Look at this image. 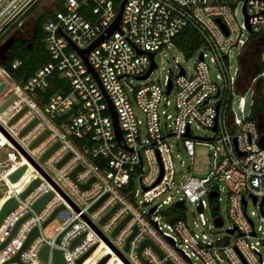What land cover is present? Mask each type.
Instances as JSON below:
<instances>
[{
    "label": "built area",
    "instance_id": "built-area-1",
    "mask_svg": "<svg viewBox=\"0 0 264 264\" xmlns=\"http://www.w3.org/2000/svg\"><path fill=\"white\" fill-rule=\"evenodd\" d=\"M35 1L0 0V44L9 34L22 31L25 15ZM122 1L63 0L62 8L43 24L42 41L49 60L19 81L0 67V83H5L0 106L14 96L0 112V125L8 135L0 130V147L11 148L0 153V206L10 197L17 201L0 223V244L27 215L0 249V264L18 252L33 228L37 235L19 252L21 263L6 264H56L53 250L61 252L65 264H76L91 248L79 264H97L107 254L103 264H196L191 256L202 264H264L259 251V245L264 248V0H125L121 6ZM237 3L242 22L237 20ZM120 10L118 28L87 54L115 108L121 132L117 141L104 94L71 43L79 49L89 46L105 34ZM184 27L193 28L202 40L192 73L180 67L174 77L166 76L162 83L128 92L129 78L141 76L149 68L148 53L153 54L155 63V55L173 44ZM252 35L261 47L256 50L258 62H254L253 73L243 83L241 58ZM234 54L237 64L232 66ZM209 63L215 67V78ZM19 65V60H13L11 68ZM56 78L65 83L54 88ZM168 81L171 88L167 92ZM250 87L252 98L247 102L245 94ZM172 91L174 112L169 113L167 95ZM161 114L171 130L160 125ZM192 123L213 133L205 142L211 167L204 178L188 175L180 181L168 140L170 136L181 140L192 162L194 139H202L192 135ZM22 165H26L24 172L16 182H10L8 175ZM36 178L38 183L20 198L19 193ZM136 183L139 189L134 187ZM222 190L230 221L226 232L234 236L225 242L211 240L199 229L207 225L203 211H213L209 202L219 207ZM172 191L177 207L179 200L183 205L201 206L192 220L193 228L183 218H170L168 210L159 211L161 204L155 200ZM48 192L50 197L35 211L33 203ZM138 194L143 210L135 202ZM169 200L171 196L161 203ZM248 201L254 207L251 215L257 217V226L246 213ZM56 208L53 218L42 225ZM133 227L136 233L125 250ZM231 228L232 233L228 231ZM144 239L154 247H140ZM43 246H47L46 261L38 256Z\"/></svg>",
    "mask_w": 264,
    "mask_h": 264
},
{
    "label": "rangeland",
    "instance_id": "rangeland-1",
    "mask_svg": "<svg viewBox=\"0 0 264 264\" xmlns=\"http://www.w3.org/2000/svg\"><path fill=\"white\" fill-rule=\"evenodd\" d=\"M62 1L63 0H36L30 10L25 15V22L22 31L9 34L7 38L11 35H20L21 37L27 39L29 35H31L33 32V26H34V19L40 16L43 13H46L48 10H58L59 8H62ZM237 20L239 22L243 21V15L240 3H237ZM27 34H29L27 36ZM24 35V36H23ZM26 36V37H25ZM6 38V39H7ZM248 49V48H247ZM199 50H195L191 55L185 56L174 44H171L168 46L165 51L161 53H157L155 55L154 61L157 65L155 67L147 79H136L134 77L129 78V87L128 92H131L132 89L139 86L149 85V84H158L162 83L166 76H172L174 77L175 74L178 73L179 68L182 67L186 70H188L189 73H192V68L194 61L198 57ZM230 64L232 66H235L237 64V59L234 57L230 59ZM210 72L213 78H215L216 70L212 63H209ZM2 77L4 75L1 73ZM263 89H264V74H263ZM252 92L253 88H249L247 93L245 94L246 101L249 102L252 98ZM168 100L170 101V105L166 107L169 113H173V104H174V98H175V92L172 91L167 95ZM164 108V100L160 102L159 104V112ZM139 117L142 118V114L138 112ZM169 121L165 120L164 115H160V125L164 128V130L168 129L171 130L172 127L169 125ZM191 130L192 135L200 137L202 139L195 138V144H194V151L195 155L192 160L190 161L189 157L186 155L184 148L182 147L181 140L175 138L174 136L169 137V146L172 154V161L175 168V173L180 181H184L188 175H193L199 178H204L207 175V172L209 171L211 167V162L209 159L210 156V148L208 145H205V142H207L212 136L213 133L211 130L197 127L195 123L191 124ZM143 138H145V129L142 128ZM6 147L3 148V151H5ZM38 163V161H36ZM39 164V163H38ZM34 171V170H33ZM28 174V173H27ZM135 188L139 189L138 183L135 184ZM3 194V192H0V196ZM167 196H171V200L167 201L166 203H161L162 200L166 199ZM219 196L221 197V202L219 205V209L217 211V214H214L213 211L210 209H205L204 216L207 220V225L200 227L199 229L205 232L209 236V239L216 240L220 239L222 242H225L228 239H232L233 235H227V228L230 227V221L227 216L226 212V200H225V193L224 191L219 192ZM1 198V197H0ZM176 198L174 191L167 192L158 197L155 201L157 203H160L159 211H165L171 208L172 205L176 203ZM141 199V194H138L135 197V202L137 207L140 210H143L144 204L139 203V200ZM185 209L181 208L182 212V218L187 220V222L192 226V220L197 217V208L194 204H191L189 202L184 204ZM254 207L250 201L247 202L246 207V213L251 216L252 220L254 221L255 225L258 224V219L256 216L251 215V210H253ZM188 251V250H187ZM259 251L262 254V258L264 260V248L259 245ZM127 258L128 256L125 255ZM111 260H116L114 257L111 258ZM191 261L196 264H202V262L199 259H195L193 256H191ZM221 264H228L226 261H222Z\"/></svg>",
    "mask_w": 264,
    "mask_h": 264
},
{
    "label": "water",
    "instance_id": "water-1",
    "mask_svg": "<svg viewBox=\"0 0 264 264\" xmlns=\"http://www.w3.org/2000/svg\"><path fill=\"white\" fill-rule=\"evenodd\" d=\"M125 0L122 1V4L121 6L124 4ZM120 16H121V10L119 11V13L117 14L115 20L113 21V23L106 29V32L105 34L103 35H100L99 37H97L89 46H87L86 48H76L72 43V47L74 48V50L80 55V57L82 58V60L84 61L87 69L89 70V72L92 74V76L94 77L95 81L97 82V84L99 85L102 93L104 94V97L106 99V102H107V106H108V112L111 116V119H112V122H113V128H114V134H115V137L117 139V141H119L121 139V132H120V129H119V126H118V122H117V114H116V111H115V108L113 107L112 103L110 102V100L108 99L105 91L103 90L101 84H100V81H99V78L98 76L96 75L95 71L93 70V68L89 65L88 61H87V54L88 52L96 45L98 44L101 40H103L105 37L109 36L114 30H116L118 28V24H119V20H120ZM247 20V17L245 18ZM217 22L220 23L219 19H216ZM59 32L61 33V31L59 30ZM15 40V36L14 34L9 36L3 43L0 44V61L4 60L5 57H6V51L8 50V48L11 46V44L13 43V41ZM150 59H151V63H150V66L149 68L147 69V71L141 75V76H137L135 77L136 79H145L149 76L150 72L156 67V64L153 62L152 60V57H153V54L152 53H148ZM182 73V71H180ZM5 87V83L4 82H1L0 83V91ZM171 88V83L170 81H168V85H167V92L170 90ZM14 99V96H11L9 99H7L4 103H2V105L0 106V112ZM25 108H23L19 113H17L16 115H14L10 120H9V123H12L24 110ZM35 122V120L31 121L24 129L21 130L20 134L24 133L33 123ZM0 130L6 135L7 133H5L3 127L0 125ZM213 130H215V126L213 127ZM46 133V131H44L43 133H41L33 142V144H35L36 142H38L42 137L43 135ZM185 136H187V133H185ZM58 143H55L54 145H52L42 156V158H44L49 152H51L55 146L57 145ZM240 154V153H239ZM68 155H66L67 157ZM65 157V158H66ZM26 168V165H22L20 167H18L13 173H11L10 175H8V180L10 182H16L18 180V178L21 176V174L24 172ZM73 172L71 173V176H73ZM38 183V179H33L29 184L28 186L19 193V197L20 198H23V196L29 191L31 190L36 184ZM3 183H0V188L2 187ZM87 184L83 185V187H85ZM50 197V192L42 195L41 197H39L34 203H33V209L35 211L39 210V208L42 206V204ZM104 196H102L95 204L92 205V207H94L96 204H98L102 198ZM17 204V201L14 197H10L8 199H6L0 206V223L3 219V217L5 216V214L10 210L12 209L15 205ZM177 205L181 208H184V205H183V202L181 200H179L177 202ZM117 206V205H116ZM114 206L110 211H108L107 214H105L102 218H101V221H103L113 210L114 208L116 207ZM62 206H59L58 208H61ZM56 208L52 213L51 215L49 216V218L42 224H46L47 221L51 220L55 214V212L57 211ZM155 207H152L151 208V211L154 210ZM197 211L201 212V206L199 205L197 207ZM27 215H25L24 217H26ZM21 218L19 219L15 225L13 226L9 236L5 239L4 242H2L0 244V249L3 248L7 242L10 240V238L12 237V235L14 234L16 228L18 227V225L21 223V221L24 219ZM128 217L126 216L118 225L117 227L112 231V235L115 233L116 229L119 228L122 223L127 219ZM230 233L233 232V228L229 229L228 230ZM136 233V228L133 227V232L128 236L127 240H126V243H125V246H124V249L127 250L128 248V241L130 238H132L134 236V234ZM37 235V228H33L30 233L28 234V236L26 237L25 241L22 243L20 249L18 250V252L13 255L8 261L5 262L6 263H9V262H18V263H21L20 261V258H19V252L24 250L27 245L29 244V242ZM80 237L74 239L72 242H71V246L74 245L78 239ZM151 245L152 247H154L152 245V243L148 240V239H144L141 243H140V247L144 246V245ZM139 247V248H140ZM138 248V250H139ZM92 250L89 249L87 252H85L82 256H80L77 260H76V264H79L89 253L90 251ZM159 255L161 256V254L159 253ZM38 256L43 260V261H46L47 259V246H43L39 252H38ZM109 258V255H105L97 264H103L104 262L107 261V259ZM52 261L55 262L56 264H65L64 262V259H63V256L61 255V252L59 250H53L52 252ZM170 264V263H169Z\"/></svg>",
    "mask_w": 264,
    "mask_h": 264
},
{
    "label": "trees",
    "instance_id": "trees-1",
    "mask_svg": "<svg viewBox=\"0 0 264 264\" xmlns=\"http://www.w3.org/2000/svg\"><path fill=\"white\" fill-rule=\"evenodd\" d=\"M59 8L58 10H60ZM56 11V10H55ZM53 10H48L46 13L41 14L34 19V26L32 34H27L26 41L15 40L6 51V57L0 61V67L4 69L14 80L19 81L31 76L34 71L43 63L49 60L48 51L42 41L44 37L43 24L48 18L52 17ZM24 36V35H23ZM26 37V36H25ZM251 43L248 46L246 53L241 58V77L240 80L246 83L253 73L254 62L257 61L256 50L260 49V44H255V35L251 36ZM202 40L198 33L191 27H184L174 38L173 44L179 49L186 57L191 55L201 45ZM13 60H19L20 65L16 69L11 68ZM63 79L56 78L54 81V88H58L64 84ZM48 94V93H46ZM257 108L256 111H260ZM3 151V148H5ZM10 149L9 146L2 145L0 147L1 155L5 154ZM213 208V213L217 214L219 209L218 205H213L212 201L209 202ZM184 209V208H182ZM167 215L170 218H182L181 207L176 204L168 209Z\"/></svg>",
    "mask_w": 264,
    "mask_h": 264
},
{
    "label": "flooded vegetation",
    "instance_id": "flooded-vegetation-1",
    "mask_svg": "<svg viewBox=\"0 0 264 264\" xmlns=\"http://www.w3.org/2000/svg\"><path fill=\"white\" fill-rule=\"evenodd\" d=\"M14 36H15V40L20 39V40L26 41L25 38L21 37L20 35H14ZM15 40H14V41H15ZM14 41H13V42H14Z\"/></svg>",
    "mask_w": 264,
    "mask_h": 264
},
{
    "label": "bare ground",
    "instance_id": "bare-ground-1",
    "mask_svg": "<svg viewBox=\"0 0 264 264\" xmlns=\"http://www.w3.org/2000/svg\"><path fill=\"white\" fill-rule=\"evenodd\" d=\"M9 150H11V148H10ZM9 150H8V151H9Z\"/></svg>",
    "mask_w": 264,
    "mask_h": 264
}]
</instances>
